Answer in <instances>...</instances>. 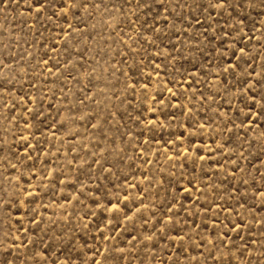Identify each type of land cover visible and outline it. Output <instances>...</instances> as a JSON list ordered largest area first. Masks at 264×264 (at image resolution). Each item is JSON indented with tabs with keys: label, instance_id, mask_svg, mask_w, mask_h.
<instances>
[{
	"label": "rangeland",
	"instance_id": "1",
	"mask_svg": "<svg viewBox=\"0 0 264 264\" xmlns=\"http://www.w3.org/2000/svg\"><path fill=\"white\" fill-rule=\"evenodd\" d=\"M220 3L0 2V264H264V0Z\"/></svg>",
	"mask_w": 264,
	"mask_h": 264
},
{
	"label": "snow or ice",
	"instance_id": "2",
	"mask_svg": "<svg viewBox=\"0 0 264 264\" xmlns=\"http://www.w3.org/2000/svg\"><path fill=\"white\" fill-rule=\"evenodd\" d=\"M0 2H2V0H0ZM216 6H218V7H222V6H223V0H221V3L218 4V5H216ZM37 11H40V9H37ZM241 51L243 52V49H241ZM233 67H234V66H233ZM261 195H264V193H261ZM129 219H131V218L129 217ZM148 239H151V237H149Z\"/></svg>",
	"mask_w": 264,
	"mask_h": 264
}]
</instances>
